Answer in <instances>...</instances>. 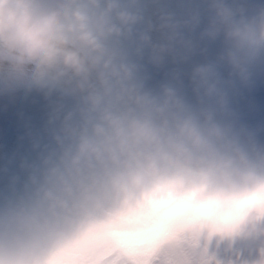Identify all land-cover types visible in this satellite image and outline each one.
Returning a JSON list of instances; mask_svg holds the SVG:
<instances>
[{"label":"rangeland","instance_id":"374dc122","mask_svg":"<svg viewBox=\"0 0 264 264\" xmlns=\"http://www.w3.org/2000/svg\"><path fill=\"white\" fill-rule=\"evenodd\" d=\"M0 264H264V0H0Z\"/></svg>","mask_w":264,"mask_h":264},{"label":"bare ground","instance_id":"6f19581e","mask_svg":"<svg viewBox=\"0 0 264 264\" xmlns=\"http://www.w3.org/2000/svg\"><path fill=\"white\" fill-rule=\"evenodd\" d=\"M223 138V134H216L213 127L209 129L205 128L204 130H200L197 133L190 132L188 134H184L183 140L186 142L188 147L179 154V157L175 156V159L170 158V154L167 151H163L161 149L162 144L160 141V134H155L154 140L151 139L148 146H150V144L154 141L155 147L158 148L160 146V150H162L166 156H169L168 160L172 166L179 164V158H181L182 162L186 158H191L190 160H192L193 167H196L204 162L209 161L211 154L223 144ZM161 140L167 141L166 138H163V136H161Z\"/></svg>","mask_w":264,"mask_h":264}]
</instances>
